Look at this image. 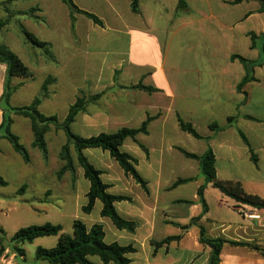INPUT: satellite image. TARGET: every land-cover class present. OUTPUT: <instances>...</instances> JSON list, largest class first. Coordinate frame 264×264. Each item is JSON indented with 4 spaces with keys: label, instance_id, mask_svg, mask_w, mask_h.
I'll return each mask as SVG.
<instances>
[{
    "label": "crops",
    "instance_id": "obj_1",
    "mask_svg": "<svg viewBox=\"0 0 264 264\" xmlns=\"http://www.w3.org/2000/svg\"><path fill=\"white\" fill-rule=\"evenodd\" d=\"M74 1L85 11L86 6L94 3L106 8L104 15L93 11L103 26L83 14H74L78 30L86 25V32L99 28L114 32L115 39H127V47L122 51L118 48L107 51L103 64L110 57L114 59L109 71L105 72L101 65L95 80L73 85V94L66 96V116L78 97L87 100L85 111L72 125L73 132L92 137L116 133L123 128L139 129L148 118L151 121L147 134H139L134 140L128 138L121 147L137 160L136 169L148 183V193L131 175H126L108 151L84 150L89 162L102 171L101 179L109 186L108 192L130 198L116 202L115 207L122 218L138 224L136 231L120 230L110 218L103 217L100 200L91 213L84 212L91 183L81 167H77L75 174L67 171L61 178L66 182L63 197L68 210L65 214L72 231L75 220L88 228L102 225L107 244L132 245L136 249L129 255L132 264H210L211 249L199 241L202 225L209 238L226 242L220 264H264V209L238 204L224 196L207 184L199 161L186 157L180 150L201 156L212 149L219 180L241 182L249 194L264 199V65L255 67V80L241 87L246 68L240 59L233 58L237 55L250 61L263 60L261 3L257 0L239 4H233L234 0H186L188 11L179 13V0H141L140 12L135 14L131 0ZM50 2L0 0V7H8L10 12L15 10L18 15L20 7L40 8L36 14L43 15L48 22ZM65 11L67 24L74 33L71 11ZM78 30L75 33L84 32ZM87 63L84 74H87ZM140 84L155 91L134 88ZM63 99L53 95L47 101L57 110ZM179 119L191 123L207 139H196L184 132ZM213 124L219 129H211ZM50 131L47 136H63L62 130L55 127ZM181 179L192 180L175 186ZM82 183H85L84 189ZM190 184L196 188L192 196L173 194L188 189ZM202 186L206 187L204 198L208 206L204 215L198 195ZM96 209L98 217L93 216ZM201 215L198 223L187 231L182 229ZM179 235H182L180 241L156 249L157 243ZM188 240L191 247H186ZM8 253L7 248L0 253L3 264H7ZM16 258L14 253L12 259ZM91 261L103 264L100 258L91 257Z\"/></svg>",
    "mask_w": 264,
    "mask_h": 264
},
{
    "label": "rangeland",
    "instance_id": "obj_2",
    "mask_svg": "<svg viewBox=\"0 0 264 264\" xmlns=\"http://www.w3.org/2000/svg\"><path fill=\"white\" fill-rule=\"evenodd\" d=\"M86 7L88 9L86 11L91 13H94L93 11L102 15L106 13V8L96 3ZM33 9L35 8L20 7L17 10L18 15L14 12L15 10L10 12L8 7L6 9L0 7V20L11 17L10 22L0 32V43L7 45L15 52L29 67L32 74L29 78L13 79L12 86H18V89L12 96L11 104L15 107L30 105L40 95L45 80L52 77L54 83L50 86L51 96H62L64 98L62 105L56 110L53 103L47 101L48 98L43 101L44 105L41 104L40 111L45 115H55L63 121L66 117L65 98L73 94V85L88 82V79L95 80L98 76L97 69L101 65L105 72L109 71L114 59L110 57L103 64L105 53L114 48H118L119 51L125 50L127 39L122 37L115 39L114 32L101 28L86 32V25L80 29L84 32L75 33L78 30L76 22L74 25L71 22V29L74 31L71 33L65 11L69 9L62 0H51L49 3L48 22L46 17L37 15L36 12L39 11H33ZM22 28L47 42V48L34 47L21 32ZM97 52L102 53L97 55ZM86 62H88V68L87 74H84L83 68ZM5 79L6 66L0 64V98L4 92ZM12 118L14 120L12 131L20 137L21 143L29 151L30 162L27 163L0 133V176L8 182L7 187H0V249L2 246L9 249L6 256L7 264L11 261L13 264H48L37 260V248L39 246L54 247L58 237L41 238L33 243L27 242L20 245L19 247L25 251V258L15 251L17 244L12 241V238L23 227L42 225L47 222L61 223L65 231L71 233L72 227L69 224L70 219L65 214L68 209L63 197L66 187L65 178L61 179L55 175L64 164L60 155L67 137L63 131L61 138L48 134L49 154L45 159L39 148L34 145L35 138L30 119L17 114H13ZM2 120L3 113L0 110V123ZM50 128L52 131L54 126L51 125ZM78 129L79 124L74 127V131L77 132ZM81 188H85V183L81 184ZM195 189V186L190 184L188 189L178 190L173 194L192 196ZM48 211L50 212L47 214ZM93 216L98 217L97 209ZM191 246V240H188L186 247ZM14 253L17 255L15 260L12 259ZM94 259L99 260L98 257ZM0 264H3L1 254Z\"/></svg>",
    "mask_w": 264,
    "mask_h": 264
},
{
    "label": "trees",
    "instance_id": "obj_3",
    "mask_svg": "<svg viewBox=\"0 0 264 264\" xmlns=\"http://www.w3.org/2000/svg\"><path fill=\"white\" fill-rule=\"evenodd\" d=\"M132 12L138 14L140 12V1L131 0ZM244 1L251 0H234L233 4H239ZM261 3L264 9V0H257ZM63 2L69 7L71 11V22L75 24L76 13L83 14L95 24L103 26V21L94 13L80 9L74 0H63ZM6 9V7H5ZM189 5L186 0H179L178 12L183 13L188 11ZM33 11H40V9H33ZM10 18L0 20V32L10 22ZM21 32L25 35L29 43L34 47L40 49H46L47 42L40 40L30 31L22 28ZM234 59L238 58L244 64L246 68V76L241 83V87L247 82L255 80L254 68L264 65L263 60L250 61L241 56H233ZM0 64L6 66V79L4 92L0 98V110L3 113V120L0 123V133L7 139L14 150L19 153L24 160L30 162V153L27 148L21 143V139L18 135L13 133L12 126L14 120L13 114L22 115L30 119L32 125V131L34 134V145L39 148L44 158H48L49 149L47 141V133L51 130V125L56 129L62 130L66 137L67 143L62 146L61 159L64 162L62 168L58 172V177L62 178L67 171L72 173L77 172V167H81L84 170V175L87 180L90 181L91 187L88 193V205L83 208L85 213H91L94 209L97 200L103 203L102 216L110 218L114 225L120 230H126L130 233H134L138 227L136 222L128 221L122 218L116 207L115 203L124 200H130L125 196H115L108 192L109 186L106 185L102 179V171L97 170L93 164H91L88 158L84 154L86 149L99 148L104 151H108L112 158H114L122 167L126 175H131L138 184L148 193V183L141 177L136 169L137 160L130 154L123 152L121 147L128 138L136 139L139 134H147L148 125L151 118L142 125L139 129L123 128L116 133H102L97 136L83 137L73 132L72 125L75 122L77 116L84 112L87 105L85 97H78L76 102L71 105L66 118L60 121L55 115H45L40 111V106L45 99L51 97L50 86L54 83L52 77H48L41 87V93L37 96L33 102L28 106L15 107L11 104L12 96L17 91L18 86H12L14 78H29L31 72L29 67L24 61L13 52L7 45L0 43ZM139 89H145L149 92L155 91L153 87H145L142 84L134 87ZM233 121V118L229 120ZM181 129L192 135L196 139H207L201 136V134L193 127L191 123H187L182 119H179ZM211 129L214 131L219 129L217 124L211 125ZM245 142L248 144L245 136L242 134ZM181 152L188 158L198 160L200 163L201 173L206 178L207 184H210L213 188L217 189L224 196L234 200L238 204H243L256 209H264V199L255 194H249L244 185L238 181H222L217 178L216 171V157L212 149L207 150L203 155L199 156L180 149ZM147 151V150H146ZM255 161L256 157L253 158ZM192 179H181L175 186L180 183L189 182ZM8 182L0 176V187H7ZM205 186H202L198 190V195L203 205L202 215L208 212V206L204 198ZM186 203H191L187 202ZM202 215L193 219L189 226L183 227L184 231H187L191 225L198 223L202 218ZM105 230L102 225H94L88 228L82 221L75 220L73 223L72 233L64 232V227L61 224H54L47 222L42 225H31L19 229L13 236L12 241L17 244L15 251L19 253V256L25 258L24 249L20 248L27 242L33 243L35 240L46 237H58L57 244L52 248H45L39 246L36 252V258L38 261L47 262L48 264H95L91 261V257H99L103 264H132V260L129 255L136 252V249L132 246H122L118 243L107 244L105 242ZM182 235L168 237L160 243L156 244V249L163 246H168L174 241H180ZM199 241L203 246L211 249L210 264H220L221 253L223 246L226 243L224 239H212L206 235V229L200 225V237ZM239 244V243H234ZM5 248L3 246L0 249V253H3Z\"/></svg>",
    "mask_w": 264,
    "mask_h": 264
},
{
    "label": "built area",
    "instance_id": "obj_4",
    "mask_svg": "<svg viewBox=\"0 0 264 264\" xmlns=\"http://www.w3.org/2000/svg\"><path fill=\"white\" fill-rule=\"evenodd\" d=\"M243 213V212H242ZM248 216V215H247ZM250 218H259V216L249 215Z\"/></svg>",
    "mask_w": 264,
    "mask_h": 264
}]
</instances>
